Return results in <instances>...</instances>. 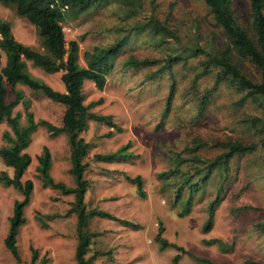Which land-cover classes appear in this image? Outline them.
I'll return each instance as SVG.
<instances>
[{"label":"rangeland","instance_id":"rangeland-1","mask_svg":"<svg viewBox=\"0 0 264 264\" xmlns=\"http://www.w3.org/2000/svg\"><path fill=\"white\" fill-rule=\"evenodd\" d=\"M155 8L153 9V6ZM237 15L249 21L248 0H233ZM147 15L154 10L160 17L168 12L173 23L184 25V41L193 35L188 26L196 21L203 25L201 33L207 37L218 28L212 23L202 0H142ZM127 9L121 0H109L75 20L64 22L67 41L80 43V63L87 65L85 51L95 46H108L126 33L130 43L119 54L116 65L108 75L104 89L94 82L84 84L85 103H93L91 110L104 115H113L121 130L103 122L90 121L82 136L91 143L86 161L90 166L86 178L91 181L87 191V209L104 210L118 219L94 216L88 231L94 233L89 264H174L173 258L180 255L179 264H202L186 251L217 264H246L247 261L264 264V149L235 156L230 161L227 180L223 181L219 170H213L204 194L194 196L189 213L180 215L186 199L179 200L174 179L159 176L173 168L172 153H183L188 160L182 168L193 165L206 166L222 148L221 141L248 140L251 128L245 122L247 114H256L251 105H236L240 93L223 84L211 96L203 116H197L195 107L200 91L213 84V77L198 79L195 87L192 80L202 71L201 59L195 57L188 62L174 65L172 73L151 78L158 66L124 70L123 61L130 56L138 58L162 57L165 45H159L157 37L149 32H130L140 19L137 14L125 18ZM0 17L11 22L15 37L21 42L41 49L37 28L26 17L18 15L15 5L0 3ZM241 65L250 74L257 69L248 60ZM32 73L45 80L57 90L64 91L62 72L46 73L29 62ZM176 81L175 100L167 114H163L171 83ZM32 102V111L37 120L46 119L57 126L63 123L65 106L43 94L21 86ZM16 110L24 112L22 104ZM6 123H0V147ZM252 131H254L252 129ZM195 141L205 144L195 148ZM128 145L127 159L119 162H99L96 153L114 152ZM47 146L52 154L51 174L57 181L69 187L76 186L70 173L71 147L66 133L53 135L41 126L33 134L27 151L32 163L23 180L32 179L34 189L31 202L25 208L26 222L18 233L20 260L7 248L5 239L9 233L10 217L17 200L23 193L13 186L0 182V264H76L78 245V216L76 213L64 217L75 200L74 194H63L59 189L46 188L38 176V157ZM189 148V150H188ZM201 157V163L193 157ZM6 170L11 176L13 168L7 167L0 156V173ZM126 175L142 176L145 196ZM224 184L223 199L215 210L212 227L206 231L209 218V203L215 198L219 183ZM187 192L183 194L186 195ZM163 229L162 231L160 229ZM183 247L178 250L169 246L162 249L156 237ZM220 238L234 243V249L222 252L217 243L205 240ZM37 258L33 260L35 252Z\"/></svg>","mask_w":264,"mask_h":264},{"label":"trees","instance_id":"trees-1","mask_svg":"<svg viewBox=\"0 0 264 264\" xmlns=\"http://www.w3.org/2000/svg\"><path fill=\"white\" fill-rule=\"evenodd\" d=\"M121 1L123 7L127 9L125 18L132 16L133 12L140 16L130 32L138 34L149 32L150 37L160 39L159 45H165V51L160 58L130 56L123 61L124 70L158 66L157 70L151 73V78H154L160 74H171L174 65L197 57L202 61V71L193 78L192 86L195 87L198 79L204 76L211 75L214 79L211 86L198 93L200 97L195 107L197 116L204 115L208 103L211 102V95L223 84L233 87L240 93L236 105H251L257 110L256 114L249 113L244 119L251 128V137L248 140L219 142L222 151L214 159L204 160L206 161L204 168L193 165L186 170L182 166L188 159L182 152L172 153L174 167L161 172L159 176L168 181L172 179L176 181L177 197L179 200L186 199L184 210L180 213L185 215L191 209L194 196L207 192L205 187L213 170H219L220 177L226 181L230 161L235 156L253 153L258 148L264 149V0H248L249 21L236 14L233 0H202L218 31L212 30L207 37H203L201 30L204 27L196 21L188 26L191 31L193 30V35L187 41H184V38H188L189 35L184 34V25L173 23L170 20L171 12L160 17L151 10L145 15L142 0ZM107 2L109 0H0L1 4L15 5L18 15L26 17L35 25L42 46L41 50L18 40L13 33L11 22L0 17V123L7 124V129L3 132L0 156L4 164L14 170L12 176L6 170L1 171L0 182L5 186H13L24 195L22 200L15 202L14 212L10 217L9 233L5 239L7 248L17 260L21 259L18 233L21 225L26 222L25 208L31 202L34 189L32 179L25 181L22 179L32 163V156L27 149L32 143L33 134L41 126L53 135L66 133L69 138L72 164L70 173L76 180V186L69 187L53 177L52 154L47 146L38 157L37 172L44 187L59 189L63 194L75 195L70 209L63 216L67 217L72 213L78 216L79 241L76 248V264H89L94 258H86L95 235L88 231L90 219L94 216L118 219L104 210L87 209L85 198L91 181L85 174L90 166L86 158L89 156L91 143L82 136V133L88 129L90 121L103 122L118 130H121V127L114 121L113 115L91 110L94 104L85 103L84 84L86 81H92L99 89L105 88L108 75L114 69L119 54L130 43V33L124 34L108 46H95L92 50L85 51L87 65L83 66L80 63L79 41L68 42L64 30L65 21L78 19ZM244 60L254 65L257 69L256 75L243 68L241 62ZM29 62L49 74L62 72L65 90H57L42 78L35 76L29 68ZM21 86L63 104L65 111L62 125L57 126L46 119L37 120L31 109V99L26 96ZM176 90L177 84L173 81L163 114H167L171 109ZM19 104H22L24 112L16 110ZM201 147H205V144L195 141V148ZM127 149L128 145H124L114 152L96 153L94 158L99 162H119L132 156ZM193 158L198 163L203 160L196 155ZM126 178L137 185L142 196L146 195L142 176L126 175ZM185 192L187 194L183 198ZM223 193L224 184L221 182L215 198L209 203V218L204 227L206 231L212 227L215 210L223 199ZM156 239L161 242L162 249L172 246L184 250L183 247L163 238L162 233H159ZM205 242L217 243L222 252L234 249V243H228L220 238ZM34 252L33 260L37 258V251ZM186 252L202 264H217L208 258ZM179 259L180 255H176L173 263L179 264ZM246 264L260 263L247 261Z\"/></svg>","mask_w":264,"mask_h":264},{"label":"crops","instance_id":"crops-1","mask_svg":"<svg viewBox=\"0 0 264 264\" xmlns=\"http://www.w3.org/2000/svg\"><path fill=\"white\" fill-rule=\"evenodd\" d=\"M86 198H87V193H86ZM87 202V201H86Z\"/></svg>","mask_w":264,"mask_h":264}]
</instances>
